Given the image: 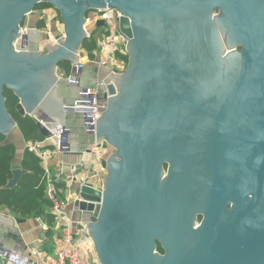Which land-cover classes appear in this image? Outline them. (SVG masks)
Instances as JSON below:
<instances>
[{"label":"water","instance_id":"1","mask_svg":"<svg viewBox=\"0 0 264 264\" xmlns=\"http://www.w3.org/2000/svg\"><path fill=\"white\" fill-rule=\"evenodd\" d=\"M39 4L59 12L66 37L45 45V53L41 39L30 52H17L22 24ZM108 8L123 15L131 59L121 79L110 67L95 70L94 85L109 83L111 98L91 141L117 152L103 163L109 173L103 192L76 188L83 202L74 204L98 214L87 232L101 263L264 264V0H0V136L18 128L7 109L8 89L20 100L18 112L53 138L40 112L64 121L73 104L55 102L71 86L59 76L60 63H79L87 14ZM218 11L227 43L216 34L215 61L206 68L221 70L226 81L211 91L215 107L194 105L209 119L206 138L196 140L206 148V163L191 158V176L179 175L178 110L191 104L178 97V25L192 33ZM27 173L13 170L5 189H16Z\"/></svg>","mask_w":264,"mask_h":264},{"label":"built area","instance_id":"2","mask_svg":"<svg viewBox=\"0 0 264 264\" xmlns=\"http://www.w3.org/2000/svg\"><path fill=\"white\" fill-rule=\"evenodd\" d=\"M52 13H47V9L40 10L38 14L40 21H44L45 27H30L28 25L21 28V35L15 43L17 52H30L33 46L39 45V51L45 53V45H59V40L65 36L64 26L58 20L57 11L52 9ZM37 13V11L35 12ZM53 14V15H52ZM123 15L116 9H103L90 11L86 16L85 30L87 39L92 37L96 30L98 47L93 52V57L86 50L80 53L79 63L72 64V71L66 78L72 87L78 89V98L73 104L67 107V110L75 113L83 119L86 133L91 137H96V121L103 117V113L108 110V84L103 80L100 83L90 87L80 86V77L85 70L86 62L96 68L110 67L115 76L124 74L129 66L128 42L130 39L121 31L120 23ZM103 21L104 26L97 27V24ZM52 23H55L58 32L53 29ZM86 58L85 62L81 61ZM62 73V71L60 72ZM51 131L56 140L54 150H44L39 148L38 144L28 146L30 152L36 154L40 160L43 169L49 178L54 177L56 183H65L64 190L57 191L54 183H49L47 189V198L51 201V215L54 216L56 223L61 226L62 238L57 242V259L54 263H37L28 256L17 251H6L0 246V264H99L95 252V246L91 236L87 232V225L76 223L72 217H68L64 211L66 206H72L74 211H79L74 204L83 202L75 186L89 187L95 191L103 192L104 181L108 172L103 167L105 155L108 152L106 143H93L90 147V153L93 155V161L89 168L82 165L71 166L70 178H64L60 175L52 174L51 158L57 154L69 152L68 147V129L61 124H45ZM79 181V182H78ZM75 185V186H74ZM63 197H62V195ZM93 216L96 212L90 213Z\"/></svg>","mask_w":264,"mask_h":264},{"label":"crops","instance_id":"3","mask_svg":"<svg viewBox=\"0 0 264 264\" xmlns=\"http://www.w3.org/2000/svg\"><path fill=\"white\" fill-rule=\"evenodd\" d=\"M43 10V9H41ZM34 13V17L37 20L40 19L38 14ZM48 13V12H47ZM36 23V22H35ZM51 25L56 26L55 23ZM34 26V25H33ZM56 26V33L58 32ZM81 61L85 62L86 58H82ZM96 67L86 62L85 70L80 77V86L85 87L87 84L94 85L97 81ZM60 77L66 78L67 76L62 73ZM78 98V89L72 86L64 87V91L60 93V96L55 95V102H65L67 105L71 104ZM57 106V105H56ZM67 111V109H65ZM48 120V124H61L68 129V147L69 152L63 154L54 155L51 158V172L55 175H60L64 178H70L71 166L82 165L84 168H89L93 155L90 153V147L92 145L91 137L86 133L83 119L72 112H66V118L64 121L57 118H51L45 112H40ZM52 122V123H50ZM6 144H15L17 147V159L15 162L16 168H19L23 153L25 149L33 145V143H26L22 133L16 128L10 135L6 136ZM56 140L46 139L44 143L39 144V148L46 146H54ZM19 146V147H18ZM79 182V181H78ZM75 186V185H74ZM78 185L75 186L77 190ZM64 211L68 217H72L76 223L82 222L88 225L91 222L93 214L79 213L74 211L72 207L66 206ZM0 246L6 251H17L25 256H28L31 260L42 263L50 262L54 263L57 259V242L62 238L61 226L54 223L51 227L47 224L46 218L27 219L25 221L18 220L15 216L11 215L7 211H0Z\"/></svg>","mask_w":264,"mask_h":264},{"label":"flooded vegetation","instance_id":"4","mask_svg":"<svg viewBox=\"0 0 264 264\" xmlns=\"http://www.w3.org/2000/svg\"><path fill=\"white\" fill-rule=\"evenodd\" d=\"M218 15H220L219 11L212 16L211 21L207 23L197 22L195 31L192 33H190V31L188 33V28L181 29L178 25V97H184V100L191 104L178 110V160H182L183 158L182 161L184 162L178 169L179 175L191 176L189 168L191 169L190 164L192 162H188L191 158L195 163L205 165L206 159L204 152L206 148L196 140H204L206 138V134L202 129L206 125L205 123L209 124V119H205L202 112L196 109L194 105H206L205 107L208 109L215 107L216 100L211 97V91L219 92L223 88L224 81H226V75L221 70H209L206 68L209 66H206L207 62L210 64L215 61L213 42L216 34H218L222 45L227 43L228 34L221 29V22H217L216 17ZM193 42H196L195 49L190 51L193 47ZM236 50L239 51L240 48ZM193 58L196 59L193 60ZM179 65H181L182 68L179 69ZM122 75L120 76L122 77ZM120 76L117 77L120 78ZM200 120L204 122V124L199 123ZM116 152L117 151H115V153ZM184 156H188L189 158L184 161ZM163 168L167 177L170 164H165ZM178 182L195 181L192 179L180 178ZM129 208H131L130 203ZM97 215L96 213V215L92 217L89 226L91 223L97 221ZM95 252L99 264H102L96 246Z\"/></svg>","mask_w":264,"mask_h":264},{"label":"trees","instance_id":"5","mask_svg":"<svg viewBox=\"0 0 264 264\" xmlns=\"http://www.w3.org/2000/svg\"><path fill=\"white\" fill-rule=\"evenodd\" d=\"M46 8H52V6L49 4H39L36 11ZM31 27L43 28L45 27V23L39 19ZM97 47L96 30H94L92 37L85 40L83 49L93 57V52ZM60 68L61 71L64 69L71 73L72 64L60 63ZM4 95L7 100V109L17 123L25 142L33 144L44 143L46 138L39 133L36 121L29 116L24 117L18 112L17 105L20 101L19 98L8 89H5ZM5 140L6 136H0V211H7L20 221L44 217L47 220V224L53 227L55 218L50 213L52 203L47 198L48 185L49 183H54L59 192L60 190H64L65 183H56L54 177L49 178L41 165L40 158L26 148L19 168L28 173L23 177L16 189H5L9 180L12 179L13 170L18 169L15 165L18 154L17 147L15 144H6ZM41 149L54 150L55 145L46 146ZM158 251L164 254V250L160 244H158Z\"/></svg>","mask_w":264,"mask_h":264},{"label":"rangeland","instance_id":"6","mask_svg":"<svg viewBox=\"0 0 264 264\" xmlns=\"http://www.w3.org/2000/svg\"><path fill=\"white\" fill-rule=\"evenodd\" d=\"M47 10H48V13H52V9H54V8H46ZM55 10V9H54ZM36 12V11H35ZM53 15V14H52ZM57 15H58V20H60V22H62L61 21V16H60V14H59V12H57ZM37 21V19H36V17H34L33 15H31V16H29V17H26V19H25V21H24V23L22 24V27H24V26H26V25H28V26H33L34 24H35V22ZM54 30L56 31V26H54ZM62 74L63 75H65V76H69L71 73H69V71H66V70H62ZM16 145H19V143H15ZM19 147V146H18ZM106 147H108L109 149H108V152L106 153V155H105V159L108 161L109 160V158L111 157V155H113V154H116L115 153V149H113V148H110L108 145L106 146ZM69 207H72V206H69ZM198 218H199V221H201V217L200 216H198Z\"/></svg>","mask_w":264,"mask_h":264}]
</instances>
